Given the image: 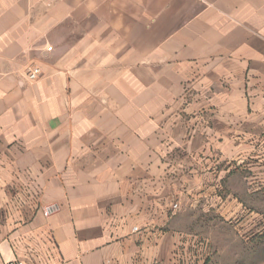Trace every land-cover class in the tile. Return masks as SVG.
<instances>
[{
    "label": "crops",
    "instance_id": "obj_1",
    "mask_svg": "<svg viewBox=\"0 0 264 264\" xmlns=\"http://www.w3.org/2000/svg\"><path fill=\"white\" fill-rule=\"evenodd\" d=\"M225 225L264 229V0H0V264H204Z\"/></svg>",
    "mask_w": 264,
    "mask_h": 264
},
{
    "label": "rangeland",
    "instance_id": "obj_2",
    "mask_svg": "<svg viewBox=\"0 0 264 264\" xmlns=\"http://www.w3.org/2000/svg\"><path fill=\"white\" fill-rule=\"evenodd\" d=\"M219 252L204 264H264V229L261 233L245 228L222 226Z\"/></svg>",
    "mask_w": 264,
    "mask_h": 264
},
{
    "label": "built area",
    "instance_id": "obj_3",
    "mask_svg": "<svg viewBox=\"0 0 264 264\" xmlns=\"http://www.w3.org/2000/svg\"><path fill=\"white\" fill-rule=\"evenodd\" d=\"M48 49L52 50V47H49ZM37 73H38V69H36L34 72H32L30 74V76L32 78H35ZM175 206H177V205H175ZM58 209H59L58 205L51 204V205L46 206L44 212H45L46 215H48V214H51V213L55 212ZM3 264H27V263L25 261H22V260H14V261H9V262H4Z\"/></svg>",
    "mask_w": 264,
    "mask_h": 264
}]
</instances>
